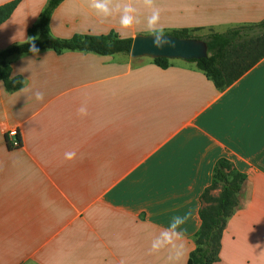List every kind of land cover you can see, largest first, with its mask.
Listing matches in <instances>:
<instances>
[{
  "label": "crops",
  "instance_id": "obj_1",
  "mask_svg": "<svg viewBox=\"0 0 264 264\" xmlns=\"http://www.w3.org/2000/svg\"><path fill=\"white\" fill-rule=\"evenodd\" d=\"M89 2L59 6L52 35H151L144 0H112L110 7L136 9L140 22L128 29L119 12L101 18ZM47 4L20 0L0 26V52L29 41ZM153 5L170 33L223 34L264 21V0ZM8 64L22 87L8 91L0 81V125L21 130V147L9 148L0 131V264H188L201 197L222 160L246 181L215 264H264V59L224 91L183 60L163 70L149 58L44 51ZM185 215L180 257L169 259L170 246L152 252L171 218Z\"/></svg>",
  "mask_w": 264,
  "mask_h": 264
},
{
  "label": "trees",
  "instance_id": "obj_2",
  "mask_svg": "<svg viewBox=\"0 0 264 264\" xmlns=\"http://www.w3.org/2000/svg\"><path fill=\"white\" fill-rule=\"evenodd\" d=\"M66 0H48L46 8L40 15L39 22L28 31L29 41L0 52V81L8 91H16L22 87V79H12V68L9 58L17 55L34 54L30 51L34 45L38 53L52 51L56 54L64 52H81L113 57L125 55L130 57L133 39L122 38L116 32L108 35H74L69 39H58L52 35L51 21L54 12ZM20 4V0L0 6V26L6 23ZM181 39H197L208 46L209 57L199 61H188L196 64L219 91H224L239 81L246 73L264 59V21L237 27L223 34H210L204 37H193L188 30L165 33ZM160 69L167 70L172 61L165 58L153 60ZM9 144V148L21 147ZM246 176L236 171L231 163L220 161L214 172L211 186L201 197L200 210L201 229L195 238V250L191 252L188 264H215L220 260L221 241L229 219L239 205L238 196L242 191ZM218 190V196L212 192Z\"/></svg>",
  "mask_w": 264,
  "mask_h": 264
},
{
  "label": "clouds",
  "instance_id": "obj_3",
  "mask_svg": "<svg viewBox=\"0 0 264 264\" xmlns=\"http://www.w3.org/2000/svg\"><path fill=\"white\" fill-rule=\"evenodd\" d=\"M112 0H90L89 6L93 10H95L96 14L101 18H107L114 14V12L120 13L119 23L122 28L128 29L131 28L134 24H138L140 21L136 14V9L132 6L131 3L125 4L121 9L118 5L113 8L110 7ZM144 3L152 9L151 15L147 17V26L149 33L152 36L153 46L156 48H163L167 46L170 41L165 36L164 29L160 26V10L153 5V0H144ZM34 54L38 53V49L33 45L30 49ZM22 91H29L27 88H22ZM35 100L43 101L44 94L40 91H35L33 93ZM78 112L82 116H86L88 114L87 108L85 106H81L78 109ZM76 157L75 152H66L65 158L68 160H72ZM188 216H173L168 224L167 229L162 231L153 242L151 246L152 252H158L160 249L165 248L166 246H170L174 252V256L170 255L169 259H178L181 255V250L183 248V244H176V241H183L185 238V231L181 227L185 224ZM121 264H124V261H121Z\"/></svg>",
  "mask_w": 264,
  "mask_h": 264
},
{
  "label": "water",
  "instance_id": "obj_4",
  "mask_svg": "<svg viewBox=\"0 0 264 264\" xmlns=\"http://www.w3.org/2000/svg\"><path fill=\"white\" fill-rule=\"evenodd\" d=\"M170 43L163 48H156L152 43L151 35H138L133 39L130 58L138 60L143 58H165L171 61H199L209 57L208 46L202 40L181 39L165 35Z\"/></svg>",
  "mask_w": 264,
  "mask_h": 264
},
{
  "label": "built area",
  "instance_id": "obj_5",
  "mask_svg": "<svg viewBox=\"0 0 264 264\" xmlns=\"http://www.w3.org/2000/svg\"><path fill=\"white\" fill-rule=\"evenodd\" d=\"M0 131L6 133L9 138L13 141L14 147L19 146L17 138L20 136V129L19 128H12L10 129L7 124L0 125Z\"/></svg>",
  "mask_w": 264,
  "mask_h": 264
},
{
  "label": "rangeland",
  "instance_id": "obj_6",
  "mask_svg": "<svg viewBox=\"0 0 264 264\" xmlns=\"http://www.w3.org/2000/svg\"><path fill=\"white\" fill-rule=\"evenodd\" d=\"M156 8H159L160 7V5H154ZM160 10V9H159ZM142 13L143 14H146V15H143V16H150L151 15V11L150 10H148L147 9V7L146 8H143V10H142ZM160 13H164V11H160ZM165 17V16H164ZM186 30H188L189 32H190V35L191 36H193V37H202V36H205V34H203L204 32L202 31V30H194V29H192V30H190V29H186ZM182 31V30H181ZM164 33H170V32H168V31H164ZM139 35V34H138ZM141 35V34H140ZM137 36V35H136ZM122 57H124V56H122ZM218 194H219V191L218 190H216V191H214V192H212V195L213 196H218Z\"/></svg>",
  "mask_w": 264,
  "mask_h": 264
}]
</instances>
